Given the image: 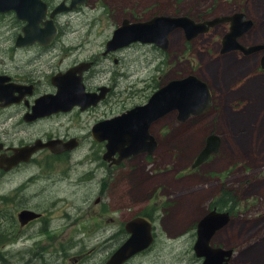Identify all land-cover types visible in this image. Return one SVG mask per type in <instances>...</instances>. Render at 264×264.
<instances>
[{
  "label": "rangeland",
  "instance_id": "obj_1",
  "mask_svg": "<svg viewBox=\"0 0 264 264\" xmlns=\"http://www.w3.org/2000/svg\"><path fill=\"white\" fill-rule=\"evenodd\" d=\"M49 1L54 6L61 2ZM235 12H243L255 22L243 43L264 45V0H87L81 8L58 13L56 21L62 35L50 50L34 46L18 49L14 37L20 25L16 24L13 14L0 18V54L6 62L15 65L18 63L14 60L21 59L25 64L35 59L19 70L8 68L6 63L9 75L21 80L35 76L40 79L39 90H50L52 73L65 70L73 62L92 60L93 68L84 80L86 89L94 90L100 85L111 87L107 98L83 114L77 113L76 108L44 125H17L12 133L4 130L8 121L0 123V133L6 143L16 142L14 137L20 134L27 136L26 145L37 137H76L80 145L59 158L61 169L43 166L47 152L40 153L33 164L27 166L37 173L56 171L58 175L76 168L80 174L86 172L88 181L94 180L87 187L56 182L54 187L65 194L57 205L43 202L44 197L38 196L30 199L33 203L18 206L36 209L45 216L22 232V240L31 247L4 253L5 264H22L20 262L37 255L42 245L46 246L49 258L55 254L50 259L59 264H100L112 249V242H97L90 237L98 246L86 256L85 251L90 249L86 244L89 237H84L87 229L92 230L97 225L104 229L105 225L112 224L105 221L110 218L109 214L119 219L142 205L144 217L152 222L154 237L153 245L144 250V264H201L202 259L194 254L195 223L218 201H222L224 212L232 215V219L223 232L213 237L211 244L233 249L230 264H264V69L260 66L264 49L249 57L236 53L222 55L221 38L229 27L223 23L192 40L185 39L182 29H176L168 37L166 51L153 43L137 42L103 55L104 39L112 36L111 29L123 18L135 22L155 15H186L201 21ZM102 18L108 25L96 51L92 53L85 46L81 53L71 57L65 45L70 41L68 34L72 28L81 31L90 28L93 33L102 26ZM190 73L206 80L212 89L213 104L208 110L185 124L176 121L175 112L152 124L150 130L158 147L151 155L131 156L120 164L102 158L106 141L92 137L94 123L146 103L160 86ZM211 133L220 137L219 152L192 169L194 159ZM82 158L89 164L97 163L102 172L95 175L89 171L91 168L77 165ZM221 189L224 190L221 192ZM85 192L90 196L84 201L78 220L69 224L50 219L47 210L69 205V200L85 197ZM98 196L101 197L99 202L96 201ZM243 216L245 221L241 222ZM96 218L101 223H97ZM75 228V237H83L80 243L57 247L74 235L70 230ZM53 232L58 236L52 235ZM73 255L79 256L76 262L71 261Z\"/></svg>",
  "mask_w": 264,
  "mask_h": 264
},
{
  "label": "flooded vegetation",
  "instance_id": "obj_2",
  "mask_svg": "<svg viewBox=\"0 0 264 264\" xmlns=\"http://www.w3.org/2000/svg\"><path fill=\"white\" fill-rule=\"evenodd\" d=\"M44 5H45V13L44 16L41 18V20L38 22V27L40 29L46 28L47 25H49V22L52 23L54 27H56V35L55 37L51 40L50 43L47 45H42L39 42L35 41L34 43L30 44H22V45H17V40L21 38L20 35H23L22 33V28L28 23L27 20H21L16 16V11L15 10H8L5 12L0 11V18L4 17L5 15L8 14H13L14 18L16 20V24L20 25L19 31L17 32L16 36L14 37V43L18 49H26L29 46H34L37 47L41 50H50L57 40L61 37L62 31L59 28V25L57 24L56 17L58 13L63 12V11H68V10H76L79 7L81 8L83 5H86L87 0H81L82 2L79 3L77 0H74V2L77 4L75 7L68 9V7L71 5L72 0H61V2L54 6L50 3L49 0H40ZM56 8H61L60 11L55 12L52 16L51 13L56 9ZM243 13V12H242ZM245 14V13H244ZM246 15V14H245ZM246 18H248L246 16ZM104 19V20H103ZM251 19V18H248ZM124 20H127V18H123L118 25H115L111 31H112V36L109 37L107 36L104 39L105 43V49L103 52V55H107L110 52H117L122 50L123 48L129 46L128 45H123L122 47L116 48V49H108L107 48V43L113 38L114 32L117 30L118 27L122 25ZM253 24L250 27L249 30L244 32L242 35H240L236 40L239 44L249 47V46H254L258 44H250L246 45L243 43V38L246 34L251 32L253 28L255 27V22L253 19H251ZM102 26L99 29H96L95 32H91L90 28L86 29V31H81L79 28L74 27L72 28V32L69 35V43L65 45V48L67 49L69 55L71 57H74L75 55L79 54L84 50V47L87 46L88 49H90V52L94 53L98 47V42L99 38L106 32V28L108 25V22L105 18H102ZM203 21V20H201ZM79 23H82L80 21ZM87 24V19L86 23ZM223 24V23H222ZM228 24V23H225ZM46 25V26H45ZM219 25V24H218ZM217 26V25H216ZM215 27V26H214ZM214 27L210 28L212 30ZM209 30V31H210ZM229 30V27H228ZM228 30L223 34V36L228 32ZM110 31V32H111ZM208 31V32H209ZM207 32V33H208ZM87 35L83 37V35ZM101 35V36H100ZM222 36V37H223ZM67 37V36H66ZM109 37V38H108ZM198 37V36H197ZM196 38V37H195ZM194 39V38H193ZM22 41V40H20ZM159 48V47H158ZM222 48V38H221V47H220V53L222 55H228L229 53H236L239 55L247 56L249 57L252 54H259L261 52L260 50H256L253 52H243L239 49L235 50H230L227 52H221ZM35 59H29L27 62H25L26 65H28L31 61ZM18 64L11 65L10 63L6 62L5 58L3 57L2 54H0V123L2 121H8L4 125V130L7 133H12L14 130L16 131L17 127L22 125V126H32L34 124L36 125H44L49 123L48 121L52 119H60L63 116L67 114V112H71L74 109H78L79 111H76L77 113H82L91 108L96 106L100 101L103 99L107 98L111 87L106 86V85H100L97 86L96 89L94 90H89L86 89V85L84 83L86 74L93 68V61L92 60H80L77 62L71 63L69 66L65 68V70H58L54 73H52L49 77V83L51 86L50 90H39L38 83L40 82L39 78H36L35 76L26 78V79H17L14 76L9 75L8 70L6 69V63L8 64V68H11L13 70H19L20 67H25L26 65L21 62V59L19 60H14ZM117 61V59H115ZM22 63V65L20 64ZM81 64L84 69L79 72H76V76L80 75L82 77V82L84 84L85 90L87 92H97L99 93L100 91H104V97L95 105H89L85 108H81L79 105H74L72 108L69 110H58L51 112L49 114L45 113L42 115H36L35 112L33 111L34 109L41 103V101H37L40 99L42 96L45 95H55L57 93V87L52 83V77L59 74V73H65L68 70L72 68H76ZM261 66V65H260ZM31 72L35 73L34 71L30 70ZM249 80V76L247 79V82ZM206 81V80H205ZM207 82V81H206ZM209 85V83L207 82ZM210 87V85H209ZM211 89V87H210ZM212 92V89H211ZM213 95V94H212ZM37 101V102H36ZM53 101V99L50 100V102ZM206 111V110H205ZM196 115H190L185 121H180L175 117L176 121L180 124H185L187 121ZM18 125V126H17ZM26 127V128H27ZM151 127H149V134L154 137L155 141L157 140L156 137L151 133L150 130ZM28 133H30L29 129L27 128ZM180 131V130H179ZM178 132V131H176ZM26 135L20 134L17 137H14L16 142L9 141L6 143L2 139V135L0 133V264H5V261L3 260V254L6 252L10 251H21L22 248L26 249L31 246H27L25 244V240H22L24 232V228L28 227L32 223L41 220L45 215L43 212L36 211V209L30 208V207H23L19 208L21 204H31L33 203L30 201V199H33L35 197H44L41 198V200L48 204H55L61 203L65 194L61 193L54 185L56 182H62L65 183L66 185L70 186H79V187H87L91 184L93 181H88L86 178V172L84 174H80L79 171L76 170V168H73L72 170H69L67 174L63 175H58L56 171H49L47 174L46 173H37L33 170H30L27 166L28 164L35 161L37 156L42 153V152H47V157L46 161H43V166H50V168H55V169H61V164L59 163V158H62L68 154H70L74 149H76L80 145V140H78L76 137H59V136H47L46 138H35L33 141L27 143L30 145L24 144L26 139ZM60 141L62 143L69 142L73 140L75 144L73 147L70 149H64L60 151L54 152L52 149H50L49 146L43 145L47 143L48 141ZM38 142L39 147L35 151H33L31 154L26 155L21 152L22 149L30 146L36 145ZM106 151V149H105ZM219 152V151H218ZM23 156L19 157V161L16 163V161L11 160L12 157L19 155ZM105 154V152H104ZM104 154L102 155V158L106 161H110L111 163L115 164V160L117 157V154L114 153V155L110 156L109 160L104 158ZM212 155L210 156L209 159H211ZM51 163H54L51 165ZM77 165L81 167H88L91 168L89 171L96 174L101 173L102 171L100 170L101 167L98 166L97 163H92L89 164L86 162V159L82 158L81 161L76 162ZM76 175H73V173ZM140 175H142V171L139 172ZM110 176L108 177L109 180ZM80 179V180H79ZM76 180V181H75ZM103 185H105L103 183ZM138 186V185H136ZM221 189L220 191L222 192ZM87 192H85L84 195H86ZM90 196L86 195L85 197H80L78 199L74 200H69L68 204L69 205H64L61 204L60 207H57L56 210L49 209L47 212L49 213V217L52 221L54 222H68L69 224L73 223L74 221L78 220L80 218L79 211L82 209L84 205V201ZM223 199V198H222ZM144 200V197H143ZM96 201L99 202L101 201V197L98 196L96 198ZM95 201V202H96ZM35 202V201H34ZM77 204V205H76ZM55 205V206H56ZM75 206V207H74ZM210 210H215L217 212H223L225 211L223 209V204L222 201L215 202V204L211 205L208 207L207 212ZM25 212H30L31 214H36V217L29 219L25 223H22V216L23 213ZM207 212L195 223L196 225V233L194 236L193 232V245L197 239V228H198V223L199 221L207 214ZM100 213L98 214V216ZM103 215L105 213L103 212ZM110 218H108L107 222H112V224L105 225V228H99V225L96 226V228H93L90 230V228L87 229V234L84 235V237H89L88 240L86 241V244L90 246V249L88 251H85L86 256H88L97 246L98 244H93L90 240V237H93L97 242H102L106 243L108 241L112 242V249L110 252L106 255L105 259L100 264H106L112 256L117 252V250L129 240V238L132 235V231H136V233L141 234L144 233V205L140 206L138 210H134L130 214L122 217V218H115L112 214H109ZM122 216V215H121ZM232 215H229L228 221L222 225L220 228H218L213 235L210 237L208 245L211 248H218L222 247L221 246H214L211 244V241L215 235H217L219 232H223V229L229 224ZM245 219V217H241L240 221L242 222ZM247 219L254 221L252 217H248ZM239 220V219H238ZM97 223H101V220L96 218ZM133 222V223H132ZM150 223V233L153 235V226L152 222L149 221ZM130 224L131 228H128ZM191 228L194 229L193 223L191 224ZM45 231L46 229H42ZM104 231V232H102ZM74 235L67 240V242H64L62 244V241L60 244L57 246L59 248L62 247V245L66 247H71L73 245H78L80 241L83 239V237H75L76 228L70 230V234ZM105 233L106 235H103ZM58 233L53 232L52 235L57 237ZM101 236H103L101 238ZM196 237V238H195ZM262 241V239H260ZM154 241L151 242V245H153ZM22 247H21V246ZM139 245L144 246V238L139 242ZM150 245V246H151ZM223 248V247H222ZM148 248L145 249V251ZM232 249V248H231ZM154 252V251H152ZM233 249L232 253L227 260V264H230V260L233 254ZM37 255L30 256L28 259L24 260L23 262H20L22 264H59L57 261H53L50 258H53L55 254H52V256L49 258L48 254L46 252V246H39L38 251L36 252ZM47 254V256H45ZM195 254V253H194ZM75 256V257H74ZM195 257L197 258L198 256ZM79 256L73 255L71 256V261L73 260L74 262L77 261ZM199 258V257H198ZM192 260L194 257L191 258ZM203 261V257H200ZM195 260V259H194ZM201 261V263H202ZM115 262V260H114ZM111 264H114L113 262ZM118 264H144V247L142 249L132 253L131 255L124 257Z\"/></svg>",
  "mask_w": 264,
  "mask_h": 264
},
{
  "label": "water",
  "instance_id": "obj_3",
  "mask_svg": "<svg viewBox=\"0 0 264 264\" xmlns=\"http://www.w3.org/2000/svg\"><path fill=\"white\" fill-rule=\"evenodd\" d=\"M81 3V0H77ZM72 0L68 9L77 4ZM15 10L16 16L21 20H27V24L22 28L23 35L17 40V45L30 44L35 41L42 45H47L56 35V27L49 22L46 28L40 29L38 22L44 16L45 5L40 0H0V11ZM61 8H56L51 16ZM229 22V31L222 37L221 52L239 49L243 52H253L263 50L264 45H254L245 47L237 42V38L250 29L253 22L246 19L244 13H236L233 16H217L203 22H195L187 16H167L156 15L144 22L130 23L124 20L122 26L113 34V38L107 43L108 49H116L131 42L140 41L143 43H154L162 50L169 47L168 36L177 28H182L186 39L191 40L198 34L207 32L211 27ZM46 26V25H45ZM22 40V41H20ZM261 66L264 68V55L261 59ZM84 67L81 64L68 70L65 73H59L52 77V83L57 87L55 95L42 96L37 101L41 103L34 109L36 115L49 114L58 110H69L74 105H79L82 109L95 105L98 100L103 98L104 91L100 94L86 92L81 81L80 75H75L77 71L81 72ZM53 101L50 102V100ZM36 101V102H37ZM212 106V94L207 83L190 74L184 78L173 79L160 87L148 98L144 105L136 106L111 119L97 122L92 129V135L95 140H106V153L104 158L118 153L115 163H120L124 158L139 153L152 154L157 142L148 130L151 124L171 111H177V119L185 121L190 115H200ZM75 142L73 140L62 143L60 141H48L47 145L54 152L70 149ZM39 144L26 147L21 150L22 153L29 155ZM220 147V137L217 134H211L206 138L204 147L196 156L191 167L195 168L205 162L211 154L217 153ZM20 156H14L11 160L19 161ZM36 217V214L30 212L23 213L22 223ZM229 218L227 212L218 213L215 210L208 212L198 223V238L194 245L197 256L204 257L202 264H227L232 250L222 248H211L208 245L213 233L224 225ZM118 250L114 264L120 263L124 257H127L144 247H148L152 242L150 233V223L144 218V246H139V238L133 234ZM216 252V253H215ZM109 261L106 264H111Z\"/></svg>",
  "mask_w": 264,
  "mask_h": 264
},
{
  "label": "bare ground",
  "instance_id": "obj_4",
  "mask_svg": "<svg viewBox=\"0 0 264 264\" xmlns=\"http://www.w3.org/2000/svg\"><path fill=\"white\" fill-rule=\"evenodd\" d=\"M104 20V19H103ZM99 29V28H98ZM101 36V35H100ZM80 180V179H79ZM76 181V180H75ZM262 183V182H261ZM77 205V204H76ZM75 207V206H74ZM245 221V220H244ZM133 223V222H132ZM128 228H130V229H134V228H131L130 227V224H129V227ZM135 230V229H134ZM133 230V231H134ZM133 234H135V235H137L138 236V238H139V240L141 241L143 238H144V233H141V234H139L138 235V233H136V231H134V233ZM216 253V252H215ZM117 257V252L112 256V258L110 259V261H112L113 263H114V260H115V258ZM109 262V261H108ZM107 262V263H108Z\"/></svg>",
  "mask_w": 264,
  "mask_h": 264
}]
</instances>
